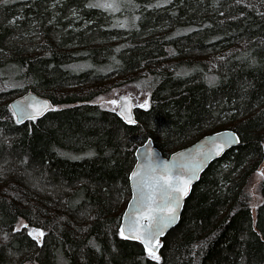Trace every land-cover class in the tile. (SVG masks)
<instances>
[{
	"label": "trees",
	"instance_id": "obj_1",
	"mask_svg": "<svg viewBox=\"0 0 264 264\" xmlns=\"http://www.w3.org/2000/svg\"><path fill=\"white\" fill-rule=\"evenodd\" d=\"M257 3L0 0V264H157L119 235L135 149L167 157L225 129L240 143L193 185L159 264H264V174L256 208L247 191L264 165ZM129 82L149 92L134 123L94 103ZM29 91L55 110L18 124L9 103Z\"/></svg>",
	"mask_w": 264,
	"mask_h": 264
},
{
	"label": "water",
	"instance_id": "obj_2",
	"mask_svg": "<svg viewBox=\"0 0 264 264\" xmlns=\"http://www.w3.org/2000/svg\"><path fill=\"white\" fill-rule=\"evenodd\" d=\"M117 102V114L125 122H128L125 117H129L131 122L128 123H134L135 107L131 97L129 95H122L118 98ZM45 104L49 106V109L54 108L53 103L49 99L29 91L12 99L9 103V107L12 114L16 113V115L13 114L16 123L21 124L31 120L27 117L34 113V109H41L42 112L36 119H40L47 114V112L51 111L43 110L42 106ZM231 134H234V136ZM230 138L234 141L238 139V142L224 144L223 152L216 155V145L218 143H224V141ZM239 143L240 139L238 135L231 129H225L208 134L192 145L173 152L167 157L162 156L151 139H148L144 144L138 146L134 153L135 164L129 173L130 198L121 215L119 235L122 228L127 233L129 229L136 227L137 220H139L141 225L147 227L149 221L141 219V217L147 212V195L152 192L153 188H156L155 201L152 203V208L155 211L152 214L157 220L168 223V226L163 229V234L157 238L158 242L163 239L165 235L178 224L184 203L190 195L193 185L199 181L202 172L207 168L208 164L212 160L215 161L219 159L226 151L238 146ZM193 169H196L195 174H193ZM160 177L171 178L173 185H176L180 180L191 179L187 194L175 193L166 187L157 188L156 181L159 180ZM160 183L162 185L163 182L161 181ZM141 192L144 194L143 202ZM169 196L172 197L171 200H169ZM177 199L179 200L178 204L176 203ZM170 207L175 208L174 219H170L168 216L167 210ZM124 240L139 243L145 250L144 244L139 240ZM157 248L159 250L158 244Z\"/></svg>",
	"mask_w": 264,
	"mask_h": 264
},
{
	"label": "snow or ice",
	"instance_id": "obj_3",
	"mask_svg": "<svg viewBox=\"0 0 264 264\" xmlns=\"http://www.w3.org/2000/svg\"><path fill=\"white\" fill-rule=\"evenodd\" d=\"M3 2H7V0H3ZM90 6H102L105 9L112 8V4H105V5H90ZM114 108L118 106V102L116 100L109 101ZM141 107L147 108V102L145 104L141 105ZM43 110H55V109H49L48 105L42 106ZM16 115V113H13ZM42 114L41 109H34V113L29 115L27 118L31 120H35L38 115ZM128 122H131L129 117H125ZM20 122V121H18ZM234 136V134H231ZM233 142H238L237 140L228 139L224 141V143H218L216 145V151L215 154L219 155L224 150V144H231ZM199 167V166H197ZM195 170L193 169V174H195ZM163 182L162 185L160 182ZM191 184V179H185L180 180L176 185H173L171 178H164L160 177L159 180L156 181V187H166L170 189L172 192L175 193H182L184 195L187 194L189 185ZM155 190L156 188H153L152 192L147 195L146 198V206H147V212L141 217V219H145L149 221V224L147 227L144 225H141L139 220H137L136 224L137 226L129 229V231L126 233L125 230L122 228L120 231V235L123 239H135L139 240L142 244H144L145 250L147 252V255L152 259L157 261V264H159V256L157 255V244H158V236L163 234V229L168 226V223L163 222L162 220H157V218L152 214L155 210L152 208V203L155 201ZM143 193L141 192L142 202H143ZM172 197L169 196V200H171ZM176 203H179V200H176ZM168 216L170 219H174V213L175 208L170 207L167 210ZM24 227H27L26 225ZM154 229V230H153ZM19 230V229H18ZM29 235L33 237L34 240L39 241L44 233L43 232H36L35 230L33 232H30Z\"/></svg>",
	"mask_w": 264,
	"mask_h": 264
},
{
	"label": "rangeland",
	"instance_id": "obj_4",
	"mask_svg": "<svg viewBox=\"0 0 264 264\" xmlns=\"http://www.w3.org/2000/svg\"><path fill=\"white\" fill-rule=\"evenodd\" d=\"M257 5V7H255L256 11L259 13H263L264 12V4H255ZM115 81V80H113ZM112 81V83H113ZM122 95H129L133 101L135 110L137 109H146L144 107H141V105L145 104V102H147V107L149 105V92L148 89L146 88V86L144 84H142L141 82H135V83H121L120 85L114 86L113 88H111L107 94L103 95V96H98L95 100L94 103L98 104L99 106H101L104 109H108V110H117V106L114 108V106L109 103V101L112 100H116L118 101V98ZM264 174V165H261L259 167V169L257 170V172L252 176V179L247 187V191L250 194V205L252 208H256L260 203H261V197L258 191V183L259 181L262 179ZM123 208V206L121 207V209ZM120 209V211H121ZM252 209V213H253ZM27 226V224L25 223V221H19V223L17 224L15 231H19V230H23L25 229V231L29 234L30 232H33V229H31V227H24ZM19 229V230H18ZM31 236V235H29ZM31 238H33L31 236ZM43 238V237H42ZM42 238L40 241L37 242H42ZM58 264H64V260L62 257H58Z\"/></svg>",
	"mask_w": 264,
	"mask_h": 264
},
{
	"label": "bare ground",
	"instance_id": "obj_5",
	"mask_svg": "<svg viewBox=\"0 0 264 264\" xmlns=\"http://www.w3.org/2000/svg\"><path fill=\"white\" fill-rule=\"evenodd\" d=\"M212 162H213V160H212L209 164H211ZM209 164H208V165H209ZM207 167H208V166H207ZM202 173H203V172H202Z\"/></svg>",
	"mask_w": 264,
	"mask_h": 264
},
{
	"label": "flooded vegetation",
	"instance_id": "obj_6",
	"mask_svg": "<svg viewBox=\"0 0 264 264\" xmlns=\"http://www.w3.org/2000/svg\"><path fill=\"white\" fill-rule=\"evenodd\" d=\"M36 232H41V231H36ZM40 244V242H38Z\"/></svg>",
	"mask_w": 264,
	"mask_h": 264
}]
</instances>
